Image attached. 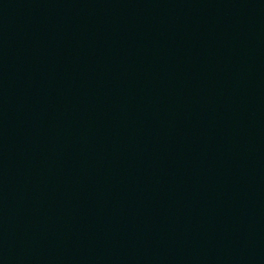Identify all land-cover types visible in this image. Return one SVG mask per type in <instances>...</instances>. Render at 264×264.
Instances as JSON below:
<instances>
[{"label":"water","instance_id":"obj_1","mask_svg":"<svg viewBox=\"0 0 264 264\" xmlns=\"http://www.w3.org/2000/svg\"><path fill=\"white\" fill-rule=\"evenodd\" d=\"M0 264H264V0H0Z\"/></svg>","mask_w":264,"mask_h":264}]
</instances>
